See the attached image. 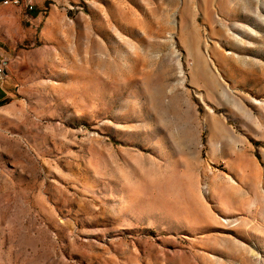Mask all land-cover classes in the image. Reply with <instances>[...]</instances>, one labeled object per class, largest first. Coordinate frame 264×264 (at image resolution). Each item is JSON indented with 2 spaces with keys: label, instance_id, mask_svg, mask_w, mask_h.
I'll list each match as a JSON object with an SVG mask.
<instances>
[{
  "label": "rangeland",
  "instance_id": "rangeland-1",
  "mask_svg": "<svg viewBox=\"0 0 264 264\" xmlns=\"http://www.w3.org/2000/svg\"><path fill=\"white\" fill-rule=\"evenodd\" d=\"M51 9L0 114V264H264V0Z\"/></svg>",
  "mask_w": 264,
  "mask_h": 264
},
{
  "label": "crops",
  "instance_id": "crops-1",
  "mask_svg": "<svg viewBox=\"0 0 264 264\" xmlns=\"http://www.w3.org/2000/svg\"><path fill=\"white\" fill-rule=\"evenodd\" d=\"M34 4V10L29 11L25 4L5 5L0 0V62L5 68L0 77V114L7 99L17 97L24 72L33 68L27 46L35 45L45 27L49 29L54 23L53 9L49 17L43 14L48 4L54 7V0H34Z\"/></svg>",
  "mask_w": 264,
  "mask_h": 264
},
{
  "label": "built area",
  "instance_id": "built-area-1",
  "mask_svg": "<svg viewBox=\"0 0 264 264\" xmlns=\"http://www.w3.org/2000/svg\"><path fill=\"white\" fill-rule=\"evenodd\" d=\"M3 4L5 5H21V4H25L26 8L29 11H33L34 10V2L33 3H26V0H3ZM2 71H5L4 65L2 62H0V77H2Z\"/></svg>",
  "mask_w": 264,
  "mask_h": 264
},
{
  "label": "bare ground",
  "instance_id": "bare-ground-1",
  "mask_svg": "<svg viewBox=\"0 0 264 264\" xmlns=\"http://www.w3.org/2000/svg\"><path fill=\"white\" fill-rule=\"evenodd\" d=\"M34 0H26V3H33Z\"/></svg>",
  "mask_w": 264,
  "mask_h": 264
}]
</instances>
